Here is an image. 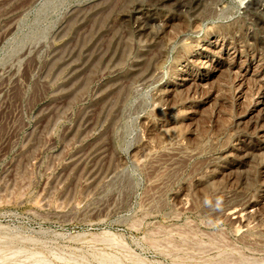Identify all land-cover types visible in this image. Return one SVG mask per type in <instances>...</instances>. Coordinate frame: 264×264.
<instances>
[{
	"label": "rangeland",
	"instance_id": "obj_1",
	"mask_svg": "<svg viewBox=\"0 0 264 264\" xmlns=\"http://www.w3.org/2000/svg\"><path fill=\"white\" fill-rule=\"evenodd\" d=\"M45 1L0 0V264H264V157L224 158L262 143L255 87L168 92L206 72L223 0H65L36 26ZM261 8L214 30L252 66Z\"/></svg>",
	"mask_w": 264,
	"mask_h": 264
},
{
	"label": "bare ground",
	"instance_id": "obj_2",
	"mask_svg": "<svg viewBox=\"0 0 264 264\" xmlns=\"http://www.w3.org/2000/svg\"><path fill=\"white\" fill-rule=\"evenodd\" d=\"M64 1L65 0L45 1L39 9L35 25L37 26L39 23H41L43 18L51 10L55 9ZM222 2V10L220 14L217 15V22L211 24V27L209 29L210 31L212 28H214L210 32V35L214 36V40H210L204 47L202 52L197 53L189 60V63L192 64V66H196L199 69H206V72H202L198 77H191V75L178 78V82L174 84L175 88L169 90L168 92L172 93L173 95L176 93V90H178V93H182L185 89L188 92H191L194 86L196 87V85L198 84L201 86H206L209 83L218 80L223 74L228 73L230 75L233 74L236 76L235 81L237 83V88L235 90V96L237 101L241 102L245 101L246 97L251 92L249 85H253L255 87V96L253 98L252 107L256 112V114L254 115V122L256 123V125L255 132L252 134V136L258 141H262V143H253V146L250 148L239 145L234 149V152L227 151L224 153L225 159H238V169L247 171V168L250 166L253 159L261 156L264 157V62L260 63L259 60V63L257 65L252 66L253 62L256 60V57L254 55L247 54V52L241 48L239 43L234 41L231 42L230 46L227 47V44L225 45L223 39L219 35H216L217 33L214 30L220 28L217 23L220 24V26L232 25L236 24L240 19L248 18L252 14L254 4H258L259 7L263 8L264 0H223ZM136 14H142V11L136 10ZM140 29H142V27H140ZM215 36H218V38H216ZM32 38L33 33L30 35H26L23 40H30ZM215 59L216 64L214 63L213 66L209 67L207 64L209 62H214ZM197 112L195 110L188 111V119L193 121L196 118ZM251 122H253L252 118H250V123ZM188 126L189 125H187V127ZM262 171L264 173V166L262 167ZM254 211L255 205L248 204L237 210L232 211L230 209L227 212V217H229L236 224L244 225L248 222L249 219L257 216ZM3 241L5 240L0 239V242Z\"/></svg>",
	"mask_w": 264,
	"mask_h": 264
}]
</instances>
